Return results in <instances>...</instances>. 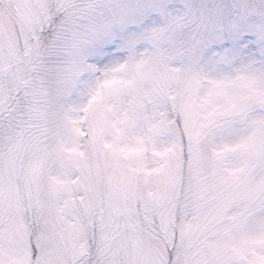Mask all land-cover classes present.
Wrapping results in <instances>:
<instances>
[{"label": "snow or ice", "instance_id": "snow-or-ice-1", "mask_svg": "<svg viewBox=\"0 0 264 264\" xmlns=\"http://www.w3.org/2000/svg\"><path fill=\"white\" fill-rule=\"evenodd\" d=\"M0 264H264V0H0Z\"/></svg>", "mask_w": 264, "mask_h": 264}]
</instances>
